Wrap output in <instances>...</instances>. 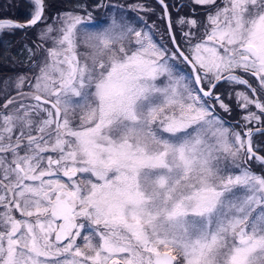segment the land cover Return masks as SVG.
Returning a JSON list of instances; mask_svg holds the SVG:
<instances>
[{"label":"snow or ice","instance_id":"snow-or-ice-1","mask_svg":"<svg viewBox=\"0 0 264 264\" xmlns=\"http://www.w3.org/2000/svg\"><path fill=\"white\" fill-rule=\"evenodd\" d=\"M157 3L0 19V264H264V0Z\"/></svg>","mask_w":264,"mask_h":264},{"label":"trees","instance_id":"trees-1","mask_svg":"<svg viewBox=\"0 0 264 264\" xmlns=\"http://www.w3.org/2000/svg\"><path fill=\"white\" fill-rule=\"evenodd\" d=\"M106 1V0H105ZM117 3H123V2H130V0H110V2H116ZM87 3L91 4L92 0H86ZM139 3H148L149 5L152 6H158L157 3L154 0H138ZM171 2L173 3V5H178L181 1L180 0H171ZM46 4L49 5V7L46 10V15H50V16H54L58 11H62L65 9H69L73 2L71 0H46ZM23 6H27L28 5H24L23 3H21L20 5L16 6L15 8V19L16 21H21L24 22L27 20L28 16H29V11L27 13H22L21 12V8ZM7 6L5 7V9L3 10L2 8H0V19L4 18V14L7 12L11 11V8ZM159 7V6H158ZM8 8V9H7ZM103 12L102 9L100 10V13ZM188 12L187 9H178V10H174L173 8L171 9L170 13L173 17V19H175V17L177 15H184ZM101 15H103L101 13ZM151 17H154V13H151ZM164 27L165 25L162 24ZM164 29V28H163ZM36 29H27V30H16L14 33L12 34H8L5 33L3 35L0 36V55L1 53H7L8 51V56L9 53H11L13 55V53L11 52V48L12 47H19L22 45H31V43L33 41H35L37 39L36 34L34 33ZM178 38H179V32L176 33ZM16 55V54H15ZM14 57V56H13ZM10 59V65H6V63H4V61H2L0 59V76H8V73H13V72H22V70H25V68L27 67V59L26 57H23L22 59L18 58H11L9 56ZM28 69V68H27ZM28 71V70H26ZM230 117H226V119Z\"/></svg>","mask_w":264,"mask_h":264},{"label":"rangeland","instance_id":"rangeland-1","mask_svg":"<svg viewBox=\"0 0 264 264\" xmlns=\"http://www.w3.org/2000/svg\"><path fill=\"white\" fill-rule=\"evenodd\" d=\"M72 2H73V4L76 2V0H71ZM106 3H110V4H112V5H120V4H126V3H128V2H123V3H117V1L116 2H110V0H106L105 1ZM21 3H23L24 5H27V0H0V8H2L3 10L5 9V7H7V6H9L10 8H11V11L10 12H7V13H5L4 14V18H6V19H11V20H14L15 19V17H16V15H15V13H14V11H15V8H16V6H18V5H20ZM72 4V5H73ZM144 5L145 6H147V7H150L149 6V4L148 3H144ZM8 7V8H9ZM7 8V9H8ZM71 8V7H70ZM69 8V9H70ZM21 12L22 13H27L28 11H29V8L27 7V6H23L21 9ZM63 11V10H62ZM102 11L104 12V10L102 9ZM103 12H101L102 14H103ZM151 13L152 12H144V13H140V15H142V16H144L145 17V19L147 20V22L149 23V24H152L153 23V21H157V18L156 19H153L152 20V17H151ZM131 15H133V16H135V15H137L136 13H131ZM201 15H202V13H201ZM4 18H2V19H4ZM163 25L161 24V32H163ZM40 31V28L38 27V28H36V30L34 31V33L36 34V36H37V33ZM1 36V35H0ZM160 36H161V34L160 33H157L156 34V36H155V39L156 40H160L161 38H160ZM23 50V45L22 46H19V47H17V46H15V47H12L11 48V52L13 53V55L11 54V53H9V56L11 57V58H16V59H18V58H20V59H22L23 57H26L27 56V53L25 52L24 53V55H20V52ZM8 54V51H7V53H1V55H0V59L2 60V61H4V63H6V65H10V59H9V56L7 55ZM16 54V55H15ZM14 56V57H13ZM23 60V59H22ZM26 72V71H25ZM9 75H11V73H8V76ZM0 77H6V76H0ZM227 119H229V118H227ZM254 163V162H253ZM256 167H258V165H256Z\"/></svg>","mask_w":264,"mask_h":264},{"label":"flooded vegetation","instance_id":"flooded-vegetation-1","mask_svg":"<svg viewBox=\"0 0 264 264\" xmlns=\"http://www.w3.org/2000/svg\"><path fill=\"white\" fill-rule=\"evenodd\" d=\"M155 1V0H154ZM181 2L178 4V5H181V4H183L184 3V0H180ZM156 3H157V1H155ZM167 2L170 4V5H173V3L171 2V0H167ZM157 5L159 6H152V5H149L151 8H154L155 9V12H153L154 13V17L152 18V20L153 19H158V16H159V14H160V11H161V8H160V5L157 3ZM171 9L172 8H170L169 9V11H171ZM174 10H178V9H180V8H173ZM164 27V26H163ZM160 38H161V36H160ZM164 39L166 40L167 39V37L165 36L164 37ZM26 70H28L27 69V67L25 68V70H22V72H25Z\"/></svg>","mask_w":264,"mask_h":264},{"label":"water","instance_id":"water-1","mask_svg":"<svg viewBox=\"0 0 264 264\" xmlns=\"http://www.w3.org/2000/svg\"><path fill=\"white\" fill-rule=\"evenodd\" d=\"M155 1H157V0H155ZM10 20H11V19H10ZM13 21L18 22V23H25V22H26V21L21 22V21H16V20H13Z\"/></svg>","mask_w":264,"mask_h":264}]
</instances>
